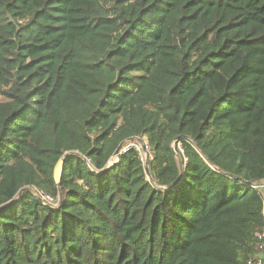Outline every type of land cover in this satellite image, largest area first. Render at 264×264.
<instances>
[{
	"label": "trees",
	"instance_id": "1",
	"mask_svg": "<svg viewBox=\"0 0 264 264\" xmlns=\"http://www.w3.org/2000/svg\"><path fill=\"white\" fill-rule=\"evenodd\" d=\"M0 96V264L257 254L264 0H0Z\"/></svg>",
	"mask_w": 264,
	"mask_h": 264
},
{
	"label": "built area",
	"instance_id": "2",
	"mask_svg": "<svg viewBox=\"0 0 264 264\" xmlns=\"http://www.w3.org/2000/svg\"><path fill=\"white\" fill-rule=\"evenodd\" d=\"M131 147H135L141 152L138 143H130V144L126 145L121 150V152H126ZM254 186L257 188H263L264 187V181L261 183H255ZM41 193H42L44 200H46V202L56 204L55 198H53L52 196H50L44 192H41ZM257 239H258V245H257L258 246V252L255 256H253L252 258H250L247 261V264H264V229L257 233Z\"/></svg>",
	"mask_w": 264,
	"mask_h": 264
},
{
	"label": "water",
	"instance_id": "3",
	"mask_svg": "<svg viewBox=\"0 0 264 264\" xmlns=\"http://www.w3.org/2000/svg\"><path fill=\"white\" fill-rule=\"evenodd\" d=\"M119 153H120V151L116 153L115 158L113 157V158L110 159V161L108 162L105 170L108 169V168H110L111 166H113L119 160ZM63 165H64V158L61 161V168H60V174H59V176H61L62 169H63Z\"/></svg>",
	"mask_w": 264,
	"mask_h": 264
},
{
	"label": "rangeland",
	"instance_id": "4",
	"mask_svg": "<svg viewBox=\"0 0 264 264\" xmlns=\"http://www.w3.org/2000/svg\"><path fill=\"white\" fill-rule=\"evenodd\" d=\"M0 99H1V96H0ZM139 147H140V150H141L140 153H141L143 159L146 160V159L148 158V156H149V152H148V150L144 149V147L142 146L141 143L139 144ZM139 147H138V148H139ZM114 158H115V157H114ZM60 168H61V164H59L58 167H57V171H56V175H58L57 177H59V174H60Z\"/></svg>",
	"mask_w": 264,
	"mask_h": 264
}]
</instances>
